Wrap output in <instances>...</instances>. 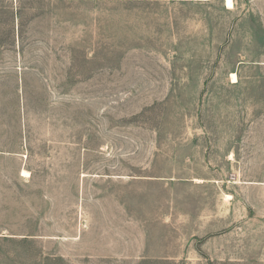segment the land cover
Masks as SVG:
<instances>
[{
  "label": "rangeland",
  "instance_id": "obj_1",
  "mask_svg": "<svg viewBox=\"0 0 264 264\" xmlns=\"http://www.w3.org/2000/svg\"><path fill=\"white\" fill-rule=\"evenodd\" d=\"M232 1L0 0V264H264V0Z\"/></svg>",
  "mask_w": 264,
  "mask_h": 264
},
{
  "label": "bare ground",
  "instance_id": "obj_2",
  "mask_svg": "<svg viewBox=\"0 0 264 264\" xmlns=\"http://www.w3.org/2000/svg\"><path fill=\"white\" fill-rule=\"evenodd\" d=\"M226 3H227V7L228 8H233L234 7V4H233V1L232 0H226ZM232 79H233V82L236 83L237 80H238L237 75L236 74H233L232 75ZM24 174H27V172L24 171Z\"/></svg>",
  "mask_w": 264,
  "mask_h": 264
}]
</instances>
